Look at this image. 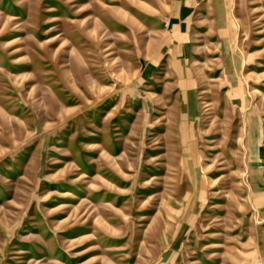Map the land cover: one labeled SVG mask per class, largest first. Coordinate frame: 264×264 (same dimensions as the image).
I'll use <instances>...</instances> for the list:
<instances>
[{
  "label": "rangeland",
  "instance_id": "obj_1",
  "mask_svg": "<svg viewBox=\"0 0 264 264\" xmlns=\"http://www.w3.org/2000/svg\"><path fill=\"white\" fill-rule=\"evenodd\" d=\"M0 264H264V0H0Z\"/></svg>",
  "mask_w": 264,
  "mask_h": 264
}]
</instances>
